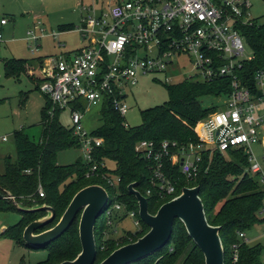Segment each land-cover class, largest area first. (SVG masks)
Listing matches in <instances>:
<instances>
[{"label": "built area", "instance_id": "2783aa9c", "mask_svg": "<svg viewBox=\"0 0 264 264\" xmlns=\"http://www.w3.org/2000/svg\"><path fill=\"white\" fill-rule=\"evenodd\" d=\"M250 7L248 0H93L88 6L80 4L75 31L82 47L45 61L37 86L51 103L48 116L52 117L56 108L69 111L73 135L83 152L82 163L89 166L86 178L98 171L94 152L103 146V139L84 132L82 113L73 104L90 107L107 101L128 128L124 121L128 111L125 87L135 85L139 75L166 76L175 61L186 59L190 70L180 82L209 84L223 79L229 83V92L221 96L225 97L221 107L196 124V145L178 147L168 141L157 145L146 140L136 144L135 152L151 164L152 186L160 199H173L179 194L165 173L166 163L177 165L179 173L192 180L204 154L242 150L248 161L247 171L264 191V70L253 75L255 92L239 76L242 63L252 59L244 58V38L238 29L252 23L246 16ZM6 22L0 20V27ZM36 30L28 31L26 40L37 42L42 30L39 34ZM51 35L57 36L55 32ZM169 78L165 77V84ZM254 145L263 149L260 159L252 151ZM101 166H105L103 162ZM106 182L117 188L120 179L109 176ZM150 194L148 190L146 195ZM38 195L44 197L41 188ZM260 213L264 216V198ZM122 215L133 219L136 228L140 226L136 213L116 201L101 216L111 226ZM238 238L243 243L248 241L244 232H239ZM237 247L232 246L234 263Z\"/></svg>", "mask_w": 264, "mask_h": 264}, {"label": "trees", "instance_id": "16d2710c", "mask_svg": "<svg viewBox=\"0 0 264 264\" xmlns=\"http://www.w3.org/2000/svg\"><path fill=\"white\" fill-rule=\"evenodd\" d=\"M59 31H69L71 25L58 27ZM238 29L252 51V59L242 63L239 76L242 83L255 92L253 75L257 70H264V24L257 25L253 21L248 25H240ZM29 60L7 59L3 61V72L6 78L19 81L22 75L27 76ZM35 90H38L35 84ZM169 100L162 106H157L141 112V124L138 127L124 128L123 120L113 110L107 101L100 105L101 125L91 136L103 139V146L94 152L98 171L86 178L89 166L77 161L70 166H58L57 155L60 151L79 148L78 138L73 130L62 127L58 116L62 112L53 110V116H48L51 103L45 98L41 109V136L38 142L32 140L23 129L13 133L16 158L13 163L5 160L4 173L0 174V213L18 212L15 204L23 208L47 205L54 209L55 220L35 233L52 228L72 197L82 188L90 185L102 186L108 193L110 204L114 201L126 206L127 210L136 213L141 230L135 234L123 235L118 241L103 240L109 226L105 218L99 224L95 223L94 238L97 250L96 264L104 260L114 250L135 242L148 231L138 217V206L135 198L127 191V186L136 183V190L146 199L148 212L155 214L157 209L171 198L160 199L158 192L150 182V162L135 152V146L140 141H152L160 144L163 141L175 142L178 147L194 146L198 143L195 133L196 124L216 110L217 106L203 105L204 98L221 97L229 92V83L220 79L212 83L183 81L167 87ZM73 107L81 112L86 107L78 103ZM230 157L226 162L224 156ZM103 159L114 163L112 171L101 166ZM210 164V165H209ZM248 167L247 157L242 150H227L225 154L218 152L202 156L199 171L192 180L183 177L178 166L165 164V173L174 182L176 195L182 188L199 187V197L202 201L208 223L219 226V236L224 248V264H261L260 255L263 247L249 246L238 238L239 232H246L259 221L261 204L264 198L263 188L252 178L244 174L243 168ZM229 175V176H227ZM109 176L120 179L117 188L107 184ZM42 189L44 197L38 195ZM150 190L151 194L146 195ZM118 196H114L115 194ZM6 193L14 199L8 198ZM220 204L219 208L215 207ZM215 210V211H214ZM20 221L5 229L2 234L9 235L16 244H24L22 233L24 228L33 221L45 216L44 212L21 213ZM126 218L122 215L115 222ZM113 222V223H115ZM183 233V241L178 244L177 235ZM237 245V261L232 260V246ZM28 248H31L27 246ZM227 247V248H226ZM33 249V248H31ZM43 249H49L48 259L38 264H60L73 260L81 250L78 235V220L58 239ZM36 250V249H35ZM20 264H26L24 262ZM133 264H204V258L199 249L187 235L184 226L175 220L168 244L158 252Z\"/></svg>", "mask_w": 264, "mask_h": 264}, {"label": "rangeland", "instance_id": "374dc122", "mask_svg": "<svg viewBox=\"0 0 264 264\" xmlns=\"http://www.w3.org/2000/svg\"><path fill=\"white\" fill-rule=\"evenodd\" d=\"M92 1L32 0L29 7L25 5V0L13 1L6 4L4 8L8 14L15 15V22H18V24L14 29L12 28V18L7 16L6 12L0 13V17L4 16L9 24V26L3 28L0 41V174L4 173L6 159H9L11 163L15 161L16 147L13 137L15 131L23 129L35 142L40 140L41 109L44 106L45 98L43 94L34 88V85L38 84L43 74V67H39L37 60L44 62L51 57L71 53L82 47L80 36L75 31V27L79 26L80 22V4L88 6L92 4ZM248 1L251 7L247 10V18L253 20L257 25L264 24V0ZM64 24H73V30L59 33L58 27ZM35 26L38 29L36 30L37 34H39V29L42 30L41 38L37 42L26 40L27 32L33 30ZM52 32H55L58 37L53 38ZM244 49V58H251L252 51L245 41ZM141 56H144V54H141ZM10 58H21L30 61L27 68V77L32 82L25 75L19 78V82L4 76L1 61ZM186 61V59L175 61V66L170 68V73H167L166 76L163 74L139 75L135 85L125 87L124 102L128 107V111L124 121L129 127L134 128L141 124V112L162 106L168 102L167 87L180 82L182 77L186 76L190 70ZM165 77H170L168 84H165ZM224 100L225 97L204 98L203 105L213 104L221 107ZM262 112L264 113V107H262ZM81 113L82 129L85 133L91 135L101 125L100 105L85 107ZM58 121L62 127L71 129L70 114L67 109L59 114ZM262 135L264 136V125ZM3 137L6 139L5 141L1 140ZM252 151L259 159L263 155V149L260 145L252 146ZM82 158L81 148H70L58 153L56 163L58 166H70L77 161H82ZM224 158L226 162L230 159L227 155ZM103 163L110 171L115 167L111 161L103 159ZM262 165L264 166V162ZM243 172L257 183L256 179L247 171V167L243 168ZM219 206L220 204L215 207V210ZM103 218V216H100L96 223L99 224ZM20 219L18 212L0 213V264H20L22 262L38 264L46 261L49 256V249H31L16 244L9 235L2 234L3 230L14 226ZM258 219L264 220V216L258 213ZM140 230L141 227L136 228L133 219L127 217L122 219L121 222L109 226L107 232L104 233L103 240H114L116 242L123 235L129 236V233L130 235L135 234ZM244 233L249 246L260 245L263 247L259 259L261 264H264V221L255 223ZM182 234L180 232L177 235L179 246L183 241Z\"/></svg>", "mask_w": 264, "mask_h": 264}, {"label": "water", "instance_id": "95a60500", "mask_svg": "<svg viewBox=\"0 0 264 264\" xmlns=\"http://www.w3.org/2000/svg\"><path fill=\"white\" fill-rule=\"evenodd\" d=\"M127 191L135 198L138 217L148 231L135 242L114 250L98 264H133L151 256L168 244L175 220L184 226L187 235L202 253L204 264H224L220 227L208 223L199 197V187L182 188L178 196L162 204L155 214L148 212L147 199L136 190V183L129 184ZM6 195L14 202L9 193ZM109 204L108 193L102 186L84 187L72 197L57 223L40 233L35 232L55 220L54 209L47 205L23 208L18 204H15V208L21 213H45L44 217L31 222L23 230L24 244L33 249H43L78 220L81 250L73 260L60 264H96L95 223Z\"/></svg>", "mask_w": 264, "mask_h": 264}, {"label": "crops", "instance_id": "0c3cea01", "mask_svg": "<svg viewBox=\"0 0 264 264\" xmlns=\"http://www.w3.org/2000/svg\"><path fill=\"white\" fill-rule=\"evenodd\" d=\"M15 2V1H17V0H1V2H0V13H4V12H6L5 11V5L6 4H10L11 2ZM26 2H25V5L27 6V7H29V6H31V3H30V1H32V0H25ZM5 14H7V16H9L10 18H12V21H13V24H12V28L14 29L16 26H17V24H18V22H15V19L16 18H14V14H8L7 12L5 13ZM2 19H5V17L4 16H2V17H0V20H2ZM6 20V19H5ZM19 21H22V20H19ZM20 23V22H19ZM64 25H71L72 26V28L74 27V25L73 24H64ZM7 26H9V24H8V21L6 22V24H4V25H2L1 27H0V33H1V35H2V32H3V28L4 27H7ZM62 26V25H61ZM60 27V26H59ZM77 27V26H76ZM75 27V28H76ZM37 27L35 26L34 27V29H36ZM38 30V29H37ZM59 30V29H58ZM73 29H71V30H69V31H67V32H70V31H72ZM62 32H66V31H59V33H62ZM58 37V36H57ZM28 42V41H27ZM30 47V46H29ZM79 49V48H78ZM77 50V49H76ZM10 59H21V58H10ZM4 60H7V59H3L2 61H1V63H2V67H3V61ZM38 61V64H39V67H41L44 63H45V61L43 62V61H41V60H37ZM4 73V72H3ZM26 76V75H25ZM27 77V76H26ZM29 80H30V82H32L31 81V79L29 78V77H27ZM9 79H11V78H9ZM17 82H19V81H17ZM34 88H35V85H34ZM4 138V137H3Z\"/></svg>", "mask_w": 264, "mask_h": 264}]
</instances>
